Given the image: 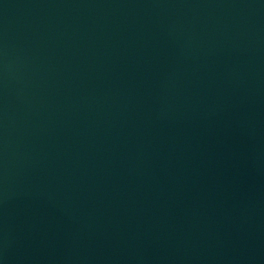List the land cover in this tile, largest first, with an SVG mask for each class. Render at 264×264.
Wrapping results in <instances>:
<instances>
[{
  "label": "water",
  "instance_id": "obj_1",
  "mask_svg": "<svg viewBox=\"0 0 264 264\" xmlns=\"http://www.w3.org/2000/svg\"><path fill=\"white\" fill-rule=\"evenodd\" d=\"M0 264H264V0H0Z\"/></svg>",
  "mask_w": 264,
  "mask_h": 264
}]
</instances>
